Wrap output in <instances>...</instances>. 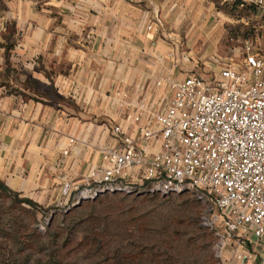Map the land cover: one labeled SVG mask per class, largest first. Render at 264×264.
I'll return each instance as SVG.
<instances>
[{"label":"crops","instance_id":"crops-1","mask_svg":"<svg viewBox=\"0 0 264 264\" xmlns=\"http://www.w3.org/2000/svg\"><path fill=\"white\" fill-rule=\"evenodd\" d=\"M230 1L0 0V180L38 204L81 185L113 145L116 94L180 83L183 44L228 33ZM248 251L236 264H264L261 245Z\"/></svg>","mask_w":264,"mask_h":264},{"label":"built area","instance_id":"built-area-1","mask_svg":"<svg viewBox=\"0 0 264 264\" xmlns=\"http://www.w3.org/2000/svg\"><path fill=\"white\" fill-rule=\"evenodd\" d=\"M241 1L264 16V0ZM244 50L240 65L210 80L188 75L172 93L133 103L118 92L113 145L102 149L81 185L63 183L66 210L104 194L193 190L212 207L225 264L251 259L250 245L264 248V53L250 41Z\"/></svg>","mask_w":264,"mask_h":264},{"label":"rangeland","instance_id":"rangeland-1","mask_svg":"<svg viewBox=\"0 0 264 264\" xmlns=\"http://www.w3.org/2000/svg\"><path fill=\"white\" fill-rule=\"evenodd\" d=\"M236 4L237 0H232L218 6L230 19L228 33H214L213 37H205V34L196 38L197 43L193 46L183 44V57L188 62L177 71L180 79L184 80L188 75L196 74L210 80L213 74L219 73L225 67L240 65L244 60V47L248 41L264 53V16L253 6L243 7ZM162 91L169 94L174 91V87L169 84ZM49 93L53 94L50 90ZM113 195H118L119 198H111L112 201L108 202L120 203L126 211L124 214L122 208V219H132L127 223V227L123 226V232L118 236L117 244L119 243L120 249H135L139 245L152 247L157 239L156 233L161 237L164 228L170 227L176 233L174 237H178L174 240L182 247L181 250L186 253L184 250L189 248V251L199 258L196 264H225V252L220 255L219 250L217 251L219 240L215 235L216 230L212 228L213 210L205 197L200 198L193 190L169 196ZM125 197L130 198L123 200ZM143 198L148 200L144 201ZM40 205L45 212L25 204H16L10 197L0 193V246L8 256L12 255L13 259L29 254L34 241L48 238L52 226L65 229L67 224L64 217L67 208L64 207L61 194L52 202L47 200ZM118 215L116 219L120 218L121 213L118 212ZM198 225L202 227V231L212 235V242L207 232L195 239H189ZM125 231L127 236L124 235ZM46 254L48 251L45 250L43 253L36 252L31 263L37 258L47 259ZM66 263L87 264L88 261L75 256L71 260L69 258ZM97 264L110 262L102 259Z\"/></svg>","mask_w":264,"mask_h":264},{"label":"trees","instance_id":"trees-1","mask_svg":"<svg viewBox=\"0 0 264 264\" xmlns=\"http://www.w3.org/2000/svg\"><path fill=\"white\" fill-rule=\"evenodd\" d=\"M236 5L242 6V1L237 0ZM254 8L256 9V7ZM0 193L10 197L16 204H25L32 209L45 212L42 205L30 198L21 197L19 193L10 189L1 180ZM113 196V194H104L95 201H87L77 208L68 210L64 217L67 224L65 229L52 226L49 229L48 238L34 241L30 253L27 255L22 254L25 256H21L19 259H13L12 255L8 256L0 246V264H32V257L35 253H43V250L48 251V254H46L47 259L37 258L33 264H67L66 261L69 258L70 260L73 259L75 256L88 261L87 264H97L102 259L110 262V264L198 263L199 258L192 251L190 252L189 248L184 250L187 251L184 253L178 242L175 243L178 237H174L176 233L170 227L164 228L163 237H160L158 232L156 233L155 237L157 239L152 247L139 245L135 249H120L119 243L117 244L118 236L123 232V226L127 227V223L132 219L129 217L122 219L121 211L123 208L125 214V207L114 201L109 203L108 201H112L111 198H119L118 195ZM129 198L125 197L123 200ZM143 200L148 199L143 198ZM118 212L121 213V216L116 219L119 216ZM202 230L200 225L196 226L189 239H195L207 232ZM126 232H124L125 236L128 235L125 234ZM209 236L212 242L214 238L211 234Z\"/></svg>","mask_w":264,"mask_h":264},{"label":"water","instance_id":"water-1","mask_svg":"<svg viewBox=\"0 0 264 264\" xmlns=\"http://www.w3.org/2000/svg\"><path fill=\"white\" fill-rule=\"evenodd\" d=\"M95 200H96V199H94L93 201H95ZM83 202H84V201H81V202H80V203H78L76 206H74L72 209H74V208H77V207L81 206Z\"/></svg>","mask_w":264,"mask_h":264}]
</instances>
